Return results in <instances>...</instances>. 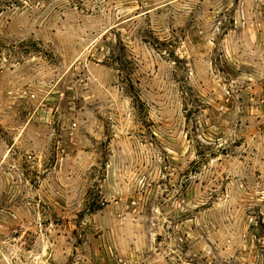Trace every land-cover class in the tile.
Masks as SVG:
<instances>
[{
  "label": "rangeland",
  "instance_id": "rangeland-1",
  "mask_svg": "<svg viewBox=\"0 0 264 264\" xmlns=\"http://www.w3.org/2000/svg\"><path fill=\"white\" fill-rule=\"evenodd\" d=\"M0 264H264V0H0Z\"/></svg>",
  "mask_w": 264,
  "mask_h": 264
}]
</instances>
